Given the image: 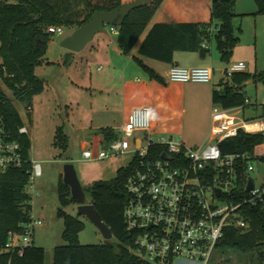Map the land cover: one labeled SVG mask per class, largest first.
Returning <instances> with one entry per match:
<instances>
[{
    "label": "trees",
    "instance_id": "obj_1",
    "mask_svg": "<svg viewBox=\"0 0 264 264\" xmlns=\"http://www.w3.org/2000/svg\"><path fill=\"white\" fill-rule=\"evenodd\" d=\"M236 1L211 0L210 22L203 27L194 23L153 24L139 44L138 54L143 58L171 65L175 52H198L204 55L203 42L212 37L221 60L227 61L237 44L232 29ZM252 1L257 8L256 15L264 17V0ZM162 2L163 0H152L151 4L133 10L125 18L118 28L117 39V47L124 56L129 55L139 41ZM120 6L121 0H0L2 86L12 93L14 99L40 93L43 83L34 76L33 71L35 67L45 63L46 47L54 34L49 29L71 28L75 31L86 24L94 13L112 12ZM214 24L216 32L211 36L207 30ZM250 79L253 83L264 84V70L252 76L244 72L236 73L222 81V92L213 90L211 93V106L225 110H243L251 106L245 102L243 94L245 83ZM11 101L0 87V117L11 131L16 132L22 123ZM99 133L102 135L103 145L117 139L111 130L106 129ZM56 138L61 142V147L65 148L66 138L60 129L56 130ZM20 142L23 157L28 158L29 140L22 137ZM263 142L264 138L260 135H246L239 131L234 139L221 143L220 150L222 155L252 156L254 149ZM160 152L161 148L158 146L149 149L154 158ZM253 160L264 163V156L255 157ZM136 161L134 156L128 166L116 171L112 180L107 183H94L87 189L89 204L111 233V244L104 242L101 245H80L78 234L83 229V223L79 218L57 209L56 217L63 225L61 239L66 245L52 250V264H145L130 253L133 236L126 231L123 218L126 203L124 184ZM29 169L30 166L25 165L22 169L10 170L2 179L0 248L6 244L8 233L21 234L23 225L29 221L31 208L23 206L29 199L23 192ZM56 196L61 207L74 204L69 188L61 181L56 186ZM245 215L250 219V229L245 232L227 229L217 249L227 248L229 252L243 255L255 253L257 261L261 263L264 261V254L258 251L264 249V212L245 211ZM44 260V250L33 244L24 249L21 256L16 253L0 255V264H44Z\"/></svg>",
    "mask_w": 264,
    "mask_h": 264
},
{
    "label": "built area",
    "instance_id": "obj_2",
    "mask_svg": "<svg viewBox=\"0 0 264 264\" xmlns=\"http://www.w3.org/2000/svg\"><path fill=\"white\" fill-rule=\"evenodd\" d=\"M108 28L111 33L117 29ZM49 31L62 32L61 28ZM244 71L245 65L236 63L222 74L229 79ZM166 77L171 83L210 84L212 70L172 66ZM31 110L30 106L25 107L26 117L31 115ZM240 110L213 106L210 140L200 147L190 148L172 138L153 140L148 134L149 110L140 107L130 112L119 131V138L96 149L95 153L89 149L81 152L85 161L120 157L129 151L134 133H143L144 137L133 149L137 161L124 184V225L133 236L130 253L138 261L145 264H210L227 229L240 232L250 229V219L245 211L264 212V183L256 184L249 177L254 171L253 159L258 157L255 149L252 156L222 155L220 150V144L234 139L239 131L246 135L264 134V115L248 120L240 117ZM22 137H28V129L23 123L13 132L0 117V193L2 179L8 171L29 165V177L23 189L29 199L23 206L31 208L32 198L38 196L34 182L41 177V167L23 157ZM154 146L161 148L157 158L149 153ZM260 147L264 148V142ZM249 178L253 187L246 191ZM40 225L31 217L30 211L22 233H8L0 255L16 253L21 256L24 249L32 246L33 231Z\"/></svg>",
    "mask_w": 264,
    "mask_h": 264
},
{
    "label": "rangeland",
    "instance_id": "obj_3",
    "mask_svg": "<svg viewBox=\"0 0 264 264\" xmlns=\"http://www.w3.org/2000/svg\"><path fill=\"white\" fill-rule=\"evenodd\" d=\"M128 1V0H125ZM135 1V0H133ZM130 1V2H133ZM127 2V3H130ZM126 4V3H121ZM255 6L252 0H238L235 6L236 14L242 12L249 13L254 10ZM253 16L241 15L236 16L232 20L233 34L239 36V46L233 51L230 57V63L224 64L220 62L213 64L210 68L214 71V76L217 78V82H214V88H218V76L219 70L221 71V79L225 81L223 77L224 69L228 68L232 64L242 63L245 65V73L250 76L264 70V33L259 30V27L255 28V37L253 36L254 27L252 25ZM263 19V18H261ZM61 34L54 32L52 34V43L49 42L46 51V63L41 64L34 68V76L43 82V90L38 94L31 96L22 95L17 98H13L11 92L7 91L0 81V87L7 98H10L12 105L17 111L20 120L23 125L28 129V140L30 143L28 161L39 163L41 167V177L34 182L35 188L38 191V196L32 198L31 204V217L41 223L33 231V245L44 250L45 260L44 264H52V250L58 246H65L66 243L61 239V233L63 230L62 221L56 217L57 209L63 210L66 214L71 216L76 215V205L70 204L67 207L59 206L56 196V186L62 182V169L65 164H70L76 174L77 180L84 190L85 202L89 203V197L87 189L94 183H107L115 176L116 170L119 166H126L131 160V155L126 156H113L100 161H85L81 159V147L78 139H75L72 135H69L65 148H62L61 142L56 138V130L62 127V120L64 119L65 112L68 113L70 108L77 109V119H82L83 112L89 116L90 112L93 114L94 121L101 119L100 111L104 109H111L110 106L114 104L105 94L101 96L91 91V96L85 101H80L79 106H76L75 97H73L74 91H66L65 78L63 77V71L59 67L58 61L64 62L63 56L66 51L60 47L61 41L70 36L71 28H61ZM240 31V32H239ZM114 38V37H112ZM255 38V40H254ZM253 40L256 42L253 44ZM246 46V47H244ZM127 67L134 68L139 71L131 61L125 62ZM117 65V64H116ZM115 65V66H116ZM158 65V71L163 76L166 66L164 64ZM119 66V64L117 65ZM92 71L96 69V66H92ZM103 73H107L110 76L109 81L106 84L110 86L115 82L119 76L116 75V71L107 67L103 68ZM140 74L135 75V78L143 80L144 74L139 71ZM143 81H146L144 79ZM141 81V82H143ZM159 83L158 80L154 79ZM154 83V82H153ZM154 85V84H152ZM176 85V84H175ZM177 86V85H176ZM175 87V86H174ZM194 91H170L166 89L163 91H150V96L144 94V91L136 92L133 99L129 98L127 106L130 104L137 106L139 104L146 103L150 105V120H153L152 112L155 111L158 114L159 133L153 137L156 139H176L183 143L185 146L193 148L200 147L204 140L197 134L198 130L191 124L192 118L196 117L198 120H204V117H208L209 100L207 91L201 85L192 86ZM160 88V86L158 87ZM90 93V92H88ZM244 98L249 103H255L257 105L264 104V84L253 83L252 79L243 89ZM177 95V100L175 99ZM112 96V93H110ZM194 98L193 99H191ZM31 107V115L25 116V107ZM208 109V111H207ZM244 113L240 115L248 120L256 119L259 116L264 115V107L261 110H257L256 116H250V113ZM205 117V118H206ZM76 118L70 121V124L75 125ZM105 122V118H102ZM64 131L70 132V129L64 125ZM82 135V134H81ZM134 138H143V133H134ZM132 142L130 143V150H132ZM91 152L95 153L94 148H88ZM256 154L262 156L263 150L257 148ZM130 156V157H129ZM254 171L249 174V177L257 183H264V163L254 162ZM79 221L83 223V229L78 234V242L80 245H101L105 241L97 231V229L91 225L84 217H79ZM258 252L264 254V249H259ZM210 264H264L256 259V254L243 255L237 252H229L227 248H218L215 250Z\"/></svg>",
    "mask_w": 264,
    "mask_h": 264
},
{
    "label": "crops",
    "instance_id": "obj_4",
    "mask_svg": "<svg viewBox=\"0 0 264 264\" xmlns=\"http://www.w3.org/2000/svg\"><path fill=\"white\" fill-rule=\"evenodd\" d=\"M133 0H121V3H127ZM152 1V0H151ZM238 1V0H237ZM234 5V17L241 16V15H251L253 16L252 25L254 27L253 36L255 37V28L256 26L259 27V30L264 33V17L256 15L257 8L255 6L254 10H251L249 13L242 12L240 14H236L235 6ZM151 4V3H150ZM210 8H211V0H163L158 10L155 12L153 18L151 19L149 25L147 26L145 32L142 34L139 41L135 44L132 48L129 55L124 56L117 47V39H118V28L116 32L111 33L109 28L106 27V34H98L95 35L93 40L80 52L73 53L70 51H66L65 55L63 56L64 62L60 60L58 61L59 67H61L63 71V77L65 78L66 84V91H74L73 97H75V105L79 106L78 103L80 101H85L87 98L91 96V91L95 94H105L108 96L112 102H114L113 106H110V110L104 109V111H100V117L105 118V122L102 121V118L99 120H92L93 114L95 112H90L89 116L85 112H83L84 116L82 119H77V109L74 108L69 110L68 113L65 112L64 119L62 120V127L58 128L64 134L66 141L69 135H72L75 139L79 140L81 151L88 148H94L95 150L98 148H102L103 145V138L99 131L102 130H111L115 133L116 138H119L120 134L119 131L122 126L126 123L130 112L134 109L140 107H150L148 104V100L146 103L139 104L137 106H133L130 104L128 107L127 104L130 100L129 98L133 99L137 94L136 92L144 91V94L147 95L146 97L150 96V91H163L166 89H170V91H194L192 86L194 85H201L204 87V90L207 91L208 100H209V111L208 117H204V120H198V118H192L191 124L198 130L197 134L202 137L205 144L208 140H210V113H211V93L213 90L218 92H222V87H220L221 82V71L219 70V83L218 88H214V82H217V78L214 76V71L212 70V77L210 84H179V83H171L167 80V72L170 67L177 66L180 68H199V67H208L210 68L213 64H218L220 62H224V64L230 63V58L227 61H223L220 58L219 52L216 50V45L214 39L211 37L209 41H204L203 45L205 49L204 55H201L198 52H175L173 53V60L172 64H164L166 66L163 76L159 74L158 65L154 60L146 59L141 57L138 54V46L141 41L144 39L145 35L149 31L150 27L153 24H180V23H194L200 26H206L210 22ZM233 17V18H234ZM263 18V19H261ZM233 20V19H232ZM212 25L208 30L207 33L209 35H213L216 32V28ZM74 32L72 29L70 35ZM240 32V31H239ZM234 35V34H233ZM237 38V44L232 50L231 56L233 51L236 47L239 46V36L234 35ZM114 37V38H112ZM255 40V38H254ZM253 40V44L256 42ZM52 43V40L50 41ZM238 45V46H237ZM246 47V46H244ZM230 56V57H231ZM139 61L140 64H137L136 61ZM131 61L133 65L144 74V78L146 81L140 80L139 78H135V75L140 74L139 71H136L134 68H129L125 64V62ZM46 61L45 57V63ZM119 64V66L117 65ZM162 64V63H159ZM116 65V66H115ZM92 66H96V69L92 71ZM107 67L116 71V75L119 77L115 79V82L110 86L106 84L107 81L111 80L110 76L107 73H103V68ZM211 69V68H210ZM148 70V71H147ZM225 70V69H224ZM151 72V73H150ZM245 73V72H244ZM152 74V75H151ZM37 79H39L37 77ZM154 79L158 80L159 83L155 82ZM40 80V79H39ZM143 81V82H141ZM154 82V83H153ZM253 82V81H252ZM43 83V82H42ZM154 84V85H152ZM177 86H176V85ZM248 82L245 83V86ZM160 86V88H158ZM175 86V87H174ZM90 92V93H88ZM112 93V96H110ZM177 100V95L175 97ZM194 100V98L191 97ZM127 103V104H126ZM251 106L246 107L245 109L240 110V115L248 112L250 116L254 117L259 113H256L257 110H261L264 107V104L257 105L255 103H249ZM149 110V108H148ZM247 113V114H248ZM149 114L150 110H149ZM249 115V114H248ZM153 120H150V131L149 135L153 138L159 133V122L158 121V114L154 111L152 112ZM76 118L75 125L70 124V121ZM64 125L70 129V132L67 133L64 131ZM137 133V132H136ZM140 133V132H139ZM82 134V135H81ZM141 138H134L129 142V151L126 153L131 155V160L126 164L128 166L134 158L133 149L135 145H137L138 140ZM133 143L132 150H130V143ZM202 144V145H203ZM201 145V146H202ZM260 147V146H259ZM255 148V151L257 148ZM264 156V155H262ZM130 157V156H129ZM258 157H261L258 155ZM82 159V158H81ZM83 160V159H82ZM126 166H119V168H124ZM116 170V171H117Z\"/></svg>",
    "mask_w": 264,
    "mask_h": 264
},
{
    "label": "water",
    "instance_id": "obj_5",
    "mask_svg": "<svg viewBox=\"0 0 264 264\" xmlns=\"http://www.w3.org/2000/svg\"><path fill=\"white\" fill-rule=\"evenodd\" d=\"M150 3L151 0H135L130 3L122 4L118 9L112 12L94 13L86 24L76 29L70 36L64 38L60 43V47L64 50L78 53L93 40L95 35L106 34V27H121L130 12L142 6L149 5ZM261 137H264V134H261ZM62 183L69 188L70 198L76 205L75 217H84L97 229L104 241L111 244V233L101 221L98 213L94 210L92 205L85 202L84 191L81 188L75 171L70 164H65L63 166ZM252 187L253 184L249 178L246 191H250Z\"/></svg>",
    "mask_w": 264,
    "mask_h": 264
},
{
    "label": "bare ground",
    "instance_id": "obj_6",
    "mask_svg": "<svg viewBox=\"0 0 264 264\" xmlns=\"http://www.w3.org/2000/svg\"><path fill=\"white\" fill-rule=\"evenodd\" d=\"M260 148H261L262 150L264 149L263 147H260ZM260 148H259V149H260Z\"/></svg>",
    "mask_w": 264,
    "mask_h": 264
}]
</instances>
